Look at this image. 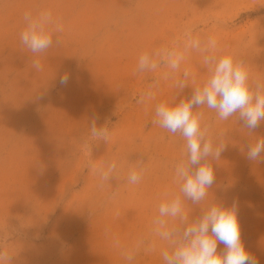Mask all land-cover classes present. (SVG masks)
Instances as JSON below:
<instances>
[{
    "label": "rangeland",
    "instance_id": "374dc122",
    "mask_svg": "<svg viewBox=\"0 0 264 264\" xmlns=\"http://www.w3.org/2000/svg\"><path fill=\"white\" fill-rule=\"evenodd\" d=\"M20 4L50 10L53 54L0 56V264H165L175 237L160 232L182 233L209 207L234 201L245 247L264 264V153L247 158L264 139V120L249 129L238 112L220 120L193 106L213 149L223 145L200 162L211 165L214 182L199 202L175 177L187 163L184 138L153 123L159 103L190 100L209 76L204 54L184 51L186 33L202 44L214 38L218 57L243 59L253 89L264 83V0H0V15ZM173 48L185 55L177 70L161 55ZM144 52L157 53L155 70H138ZM94 118L109 129L108 143L91 137ZM113 162L116 172L102 182L94 169ZM139 167L141 180L128 183ZM176 198L181 212L161 217L159 205Z\"/></svg>",
    "mask_w": 264,
    "mask_h": 264
},
{
    "label": "clouds",
    "instance_id": "9594fccd",
    "mask_svg": "<svg viewBox=\"0 0 264 264\" xmlns=\"http://www.w3.org/2000/svg\"><path fill=\"white\" fill-rule=\"evenodd\" d=\"M25 28L20 33V41L34 54L44 53L52 45V14L49 11L33 16L24 13ZM62 25L55 24V31H62ZM184 51L194 49L203 53V62L209 66V76L202 86L195 88L190 100H181L178 103L161 102L155 108L154 124L175 134L180 133L185 140L187 163L181 160L175 167V177L182 183L180 191L195 202L206 197V190L214 182V172L210 164H201V160L209 155L219 157L223 145L213 149L210 138H206V129L202 130L203 113H194V105H205L215 110L220 120H227L232 114L239 113L240 118L246 122L249 129H255L258 123L264 120V83L255 82V89L250 82L246 62L237 59L231 53L221 56L215 55L217 41L209 37L206 43L193 38L191 33H186ZM157 53L144 52L138 59V70H155L157 64L151 56ZM171 69L177 70L185 59L184 52L165 49L161 53ZM33 67L41 70L38 60H33ZM190 77V72L183 71V79L177 82L180 88L185 87V81ZM70 79L69 74L60 78V83L66 85ZM152 93H146L138 102L151 99ZM90 135L94 140H103L108 143L110 131L105 127H97L96 118L91 122ZM264 153V139L257 140L249 145L247 158L257 160ZM191 165L197 166L192 170ZM115 162L96 167L94 170L99 179L108 181L116 172ZM143 174V168H133L128 175V183L137 184ZM103 185L101 184V187ZM159 215L176 217L181 212V201L173 199L170 203L159 205ZM154 223L164 226L163 220ZM165 241L174 242L169 245L170 250L162 252L165 264H258L256 258L247 250L241 238V223L238 216V202L234 201L231 208L211 206L202 218L183 229L160 232ZM217 242L225 248L217 251ZM5 259V254L0 251V260ZM8 259V257H7ZM132 259V256H127Z\"/></svg>",
    "mask_w": 264,
    "mask_h": 264
},
{
    "label": "crops",
    "instance_id": "0c3cea01",
    "mask_svg": "<svg viewBox=\"0 0 264 264\" xmlns=\"http://www.w3.org/2000/svg\"><path fill=\"white\" fill-rule=\"evenodd\" d=\"M29 11L34 17L44 11L50 12L47 7L20 4L10 8L3 16L0 15V56H52V45L44 53L34 54L20 41V33L25 28L24 13ZM50 27L52 29V25Z\"/></svg>",
    "mask_w": 264,
    "mask_h": 264
}]
</instances>
